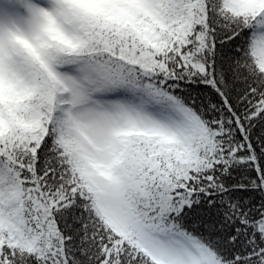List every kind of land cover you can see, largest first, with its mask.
<instances>
[{"label":"snow or ice","instance_id":"snow-or-ice-1","mask_svg":"<svg viewBox=\"0 0 264 264\" xmlns=\"http://www.w3.org/2000/svg\"><path fill=\"white\" fill-rule=\"evenodd\" d=\"M0 264H264V0H0Z\"/></svg>","mask_w":264,"mask_h":264}]
</instances>
